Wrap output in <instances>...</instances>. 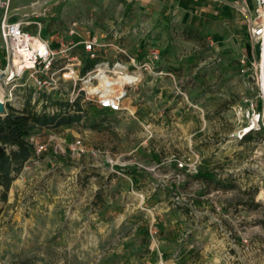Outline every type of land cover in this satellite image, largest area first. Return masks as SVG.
<instances>
[{"label": "rangeland", "instance_id": "1", "mask_svg": "<svg viewBox=\"0 0 264 264\" xmlns=\"http://www.w3.org/2000/svg\"><path fill=\"white\" fill-rule=\"evenodd\" d=\"M201 1L196 19L130 0L10 2L54 44L73 22L91 30L98 60L157 48L162 73L145 72L121 112L82 101L80 121L30 134L46 149L0 186V264H264V100L260 68L240 70L256 45L240 0ZM24 81H0L4 107L23 106Z\"/></svg>", "mask_w": 264, "mask_h": 264}, {"label": "built area", "instance_id": "2", "mask_svg": "<svg viewBox=\"0 0 264 264\" xmlns=\"http://www.w3.org/2000/svg\"><path fill=\"white\" fill-rule=\"evenodd\" d=\"M11 1L0 0V57L4 58L0 64V81L25 80L21 85L33 86L34 100L45 95L37 104L41 109L47 105L48 111L50 108L52 112L59 111L54 105H48L52 99L69 103L79 101L82 109V101H89L98 110L121 112L127 108L125 102L130 89L143 80L145 72L162 73L156 68L160 53L157 48L142 58L138 54H126L125 58L116 57L113 61L98 60L106 45L97 34L89 29H79L73 22L64 31L67 38H55L57 44H54L41 33V29L32 32L22 20L13 17L9 13ZM240 1L243 4L239 10L260 56L259 60L258 55L242 56L240 70L247 73L252 67L260 68L256 80L264 100V0H254L253 8L248 6V0ZM92 60H95L94 65L87 68ZM259 115L255 121L257 124ZM30 142L34 144V153L46 149L45 143ZM47 142H53L50 148L57 153L54 134L49 135ZM80 146V140L70 144V155L80 153ZM186 168L187 164L178 160L176 169L183 171Z\"/></svg>", "mask_w": 264, "mask_h": 264}, {"label": "trees", "instance_id": "3", "mask_svg": "<svg viewBox=\"0 0 264 264\" xmlns=\"http://www.w3.org/2000/svg\"><path fill=\"white\" fill-rule=\"evenodd\" d=\"M256 54L259 49L256 47ZM95 60L87 64L92 67ZM45 95L33 99V89H27L24 94L23 106L16 107L11 103L5 104L0 112V186L7 191L13 180L21 172L25 162L34 155V144L28 136L38 128L58 127L62 124H70L80 121L85 112L79 101L69 103L61 100L49 99L48 105H54L59 111L51 112L44 105L41 110L37 109L38 102ZM251 134H245L244 139ZM196 178L212 179L210 172L198 171ZM5 195V194H4ZM1 218V209H0Z\"/></svg>", "mask_w": 264, "mask_h": 264}, {"label": "crops", "instance_id": "4", "mask_svg": "<svg viewBox=\"0 0 264 264\" xmlns=\"http://www.w3.org/2000/svg\"><path fill=\"white\" fill-rule=\"evenodd\" d=\"M130 1L135 4L141 5L140 8L141 7L146 8V6H142V5L148 4L150 7H147V11L150 10L149 12L151 13H157L159 10H163V9L165 10L166 7L175 6L174 12L179 13L181 17L196 19L202 16L201 11H198L196 9L198 8L197 4L202 2L201 0H130ZM205 1L209 2V7H211L212 6L211 3L215 5H220V2L228 1V0H205ZM218 1L220 2L218 3ZM236 1L238 2L239 0ZM206 10L212 11L210 8H207ZM28 139L31 141L30 135L28 136Z\"/></svg>", "mask_w": 264, "mask_h": 264}, {"label": "bare ground", "instance_id": "5", "mask_svg": "<svg viewBox=\"0 0 264 264\" xmlns=\"http://www.w3.org/2000/svg\"><path fill=\"white\" fill-rule=\"evenodd\" d=\"M264 61V60H263ZM1 87V86H0ZM4 103V101H3V98L1 97V95H0V106H2V104ZM252 129V127H248L245 131L246 132H248V131H250Z\"/></svg>", "mask_w": 264, "mask_h": 264}, {"label": "water", "instance_id": "6", "mask_svg": "<svg viewBox=\"0 0 264 264\" xmlns=\"http://www.w3.org/2000/svg\"><path fill=\"white\" fill-rule=\"evenodd\" d=\"M4 110V106L2 104V106H0V112Z\"/></svg>", "mask_w": 264, "mask_h": 264}]
</instances>
